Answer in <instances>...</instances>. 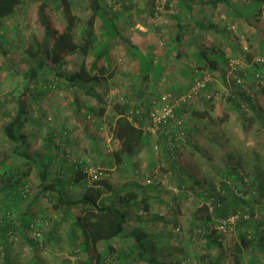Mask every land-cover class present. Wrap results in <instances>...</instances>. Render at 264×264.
Here are the masks:
<instances>
[{"label": "rangeland", "instance_id": "1", "mask_svg": "<svg viewBox=\"0 0 264 264\" xmlns=\"http://www.w3.org/2000/svg\"><path fill=\"white\" fill-rule=\"evenodd\" d=\"M24 1L26 2L25 6L18 9L14 16L0 20L1 23L5 22V20L9 21L8 35L5 36V39L4 37L0 39V43L3 42L0 48V157L2 156L3 160H5V164H7V161L10 162L7 152L10 145L6 144L3 139L2 128L17 111L11 93L15 97L18 95L22 87L27 83L24 78L25 72L34 66V64L29 62L24 51L34 39H39L43 35L37 18L39 5L47 1L45 15L53 31H60L66 24L62 11L63 7L56 1ZM176 1L178 0H169L168 3H166L167 0H102V3L112 7L114 4L113 8L118 12L119 17L117 25L122 36L129 41L131 37L141 39L140 45L147 46V51H151L155 61L163 66L162 77L155 85H151V82L139 83L135 79L138 73V65L126 55L125 46L120 41H117V43L110 44L109 61L101 60L99 63V66L102 65L105 69L101 87L97 89L98 94L102 95L104 99L106 113H104L103 117H97L92 114L91 111H97L99 105L81 92L75 91L71 95L61 93L60 90L65 85L63 74L68 75L77 71L82 61L88 67L96 48H98L96 46L100 47L106 43V40L101 35L100 21L96 19L94 23V47L84 57L80 53L68 56L64 61V65L60 68V74L56 71L50 72L47 66H44L45 75L40 78V83L46 86L48 92L38 98L41 101L50 100L52 105L56 104V108L59 110L70 99L74 101L76 107L77 99H80L87 106L83 110L90 108V114L87 111L81 113L79 110L77 114L70 115L69 110H63L57 119L54 114L49 119L47 114L43 113L44 119L36 127L40 135L30 139L28 144H25L24 148L21 149V152H24L22 153L23 155L28 153L32 158L40 159L47 163L46 161H49L50 154L43 155L42 146L48 143L51 148L55 147V144L46 134H50L52 130L63 132L68 128L72 133L71 144L63 146V141L60 137L58 141L60 144L57 146L59 151L55 152L59 156L65 154L64 157L69 164H72L73 160H86L92 163L104 171L103 180L106 182L109 180L114 189H129L132 183L148 187L147 180L159 182L156 188L166 193L163 202L154 209L164 214V223L157 219L153 220V227L150 226L152 231L149 230L146 234L155 232L161 225V232L166 236V241L159 240L150 244L147 241L149 240L148 237H143L142 240L147 243L145 248L147 249L148 257L154 255L162 256L163 254L176 252V249H182V251L185 249L184 253L188 255L192 253V250L199 254H202L205 250L202 239L188 243L190 239L187 235L189 213L199 202L193 192L201 193L206 191V187L202 183L203 177L208 180L211 178L213 185L218 186L217 174L225 171L228 164L236 163V161L241 164L242 172L246 175L247 182H250L254 176V171L252 170L254 169L252 168L253 161L260 167L261 171L264 170V162L262 161L264 158V134L262 130L256 126L251 129H243L245 126L243 125L244 116L242 117L237 110L231 109V105L226 102L225 94H228L227 90L229 87H227L226 83V85L222 84V81L216 75H213L215 84L213 87V98L211 99L212 108L207 113L209 117H204L200 114L189 116L186 125L190 142L180 156L170 158L168 155H164L162 147L156 153L154 150L156 140L149 137L145 142V146L135 157L123 158L121 163L115 162L113 152L118 146L112 132L114 127L112 115L115 113V106L126 102L128 105V118L131 120L134 116V110H140L141 114L145 113L148 101L153 97L164 92L183 90L189 85L190 80L194 78L192 71L197 64V58L194 57V54L200 50L209 52L211 56L223 52L224 55L228 54L229 58L235 59L238 56L237 49L234 50L233 48L231 51L230 46L225 43V38L222 36L223 27H226V24L228 26L234 25L236 32L243 34L246 38L250 52L245 59L249 60V58L257 54L264 57V54L258 49L259 31L256 28L252 29V25H249L250 27L245 26L237 19H243L244 13L240 14L241 17L235 18V16L230 14V8L226 10L220 6L219 9L217 7L212 9L204 0H191L193 7V15L191 16L190 13L185 11V7L180 6V1L177 3ZM67 2L70 14L81 20L74 28L75 41L78 42L83 32V23L89 14L88 5L90 0H67ZM236 2L244 3V0H237ZM250 4L253 11L257 12L259 4L257 2H250ZM180 8L183 9L180 10ZM204 8H207V10ZM134 9H137V11ZM175 14L178 16L177 19L172 17ZM225 16H228L227 21H225ZM177 24H181L184 30H179ZM12 28L15 30H12ZM239 29H241V32H239ZM242 30L246 32L242 33ZM177 33H179V40L173 42ZM231 34L234 40L235 33ZM133 40L137 41L138 39ZM2 48L5 49V53L1 52ZM105 63H107V67H105ZM48 64L51 66L50 62ZM52 86L53 88H51ZM230 88H232V85H230ZM232 91L234 92V89ZM28 96L29 93L24 95V100H27ZM201 103L202 101L194 103L193 111L198 110L199 112L200 106L197 104ZM29 110H32L31 105ZM223 116H226L225 121L220 123V118H223ZM194 128L198 132L194 133ZM251 130H253V133ZM25 132L26 128H24L22 134L24 135ZM245 132L247 133L246 136H244ZM225 135L229 137V140L226 139ZM195 143L200 144L198 149L194 147ZM232 149L234 150L232 151ZM259 149L257 160H255L251 156L250 151ZM51 166L48 174L49 180L58 176L54 171L57 166ZM17 172L19 173V170ZM14 173L15 170H11V175ZM178 179H182L185 183H183V186H185L184 190L187 191L188 195L179 198L176 202H172V195L176 196V194H179L177 192ZM198 181L201 183L196 186L195 183ZM25 184L26 190L23 192L26 194L25 199L14 203V210L16 211L12 216L13 223L18 211L23 213L27 203L33 200L32 209L29 212V220L31 221L33 218L40 219L43 225L39 223L40 227L36 228L40 235L38 237L35 236V244L32 246L29 240L33 239V230L22 228L23 230L19 231L20 233L12 235V243L8 246L9 261L12 264H79L78 261L84 259V256L82 253H79L78 256L70 253L71 248L67 244L65 232L69 228V223L73 217L80 214V210L76 207H71V217L67 221L59 223L56 226L57 233L54 239L47 241V234L54 221L56 222L58 215L51 210L50 204L44 198L36 197L39 188L35 172L28 175ZM88 185L90 184L85 181L73 186L66 185L65 192L71 199L79 197ZM190 191L191 194H189ZM105 192L107 193L108 190H105ZM253 192L257 193L256 191ZM116 195L118 194H115L114 197H117ZM257 197L258 202L254 204V212L256 218L262 220L264 218V193ZM245 214L241 212V217ZM13 226H16L15 223ZM233 232L235 230L225 235L224 241L227 248H229L231 243ZM183 244H185V248H183ZM215 250L213 248L208 253L212 255ZM259 255L264 256V249L260 251ZM224 256L225 261L223 264H234L233 262L231 263V259L226 254ZM113 257L107 261L109 264H142L140 262L130 263V260L122 261L119 255ZM247 257L246 255L244 256L243 264H249L246 260ZM0 264H3L1 255ZM255 264H264V261L259 259V262L257 261Z\"/></svg>", "mask_w": 264, "mask_h": 264}, {"label": "trees", "instance_id": "2", "mask_svg": "<svg viewBox=\"0 0 264 264\" xmlns=\"http://www.w3.org/2000/svg\"><path fill=\"white\" fill-rule=\"evenodd\" d=\"M23 1L0 0V20L14 16L17 10L23 5ZM53 1H56L63 7L62 11L66 19V24L60 31H53L45 15L47 1L39 5L37 18L43 35L39 39H34L24 51L29 62L34 64V66L30 67L24 74L27 83H25L16 97L12 96L16 104V114L10 117V120L2 128L3 139L6 141V144L8 143L10 145L7 150L10 161H7V163L9 165L5 164L6 162L2 156L0 157V161H2L0 162V255L3 258V264H12L9 261L8 251V246L12 243V235L14 233H20L19 231H22V228L32 231L31 226L33 225V221L40 220L36 218H33L31 221L29 220V212L33 205L32 200L27 203L23 213L18 211V215L14 220L16 226H13L12 216L16 211L14 210V203L25 199L26 194L23 193L26 190L25 181L32 172L36 173L38 179L39 190L36 197L44 198L50 204L51 210L58 215L56 222L54 221L47 234V241L54 239L57 233L56 226L71 217V207H76L80 210V214L73 217L69 223V228L65 232L67 244L71 248L70 253L74 256L82 253L84 256V259L78 261L79 264H102V258L94 253L95 244L102 241L108 242L119 237L125 225L124 214L114 207L112 203L107 204L103 198L105 190L109 188L105 180H99L88 185L81 196L71 199L65 192V186L69 180L71 179L74 184L86 182L85 175L78 167V164H70V174L63 172L57 174L58 176L54 179L49 180V168L53 164L52 152L54 153L56 150L54 147L50 148L48 143L42 146L44 151L43 155L50 154V159L46 161L47 163L40 159L32 158L28 153L27 155L22 154L24 152H21V149L27 143L22 131L29 121L30 105L38 104L39 96L48 92L46 86L40 83V78L45 75L43 67L47 66L50 72L56 71L60 74V68L64 65V61L68 56L76 53H80L83 57L86 56L94 47V23L98 19L100 21V29L102 30L101 35L106 40V43L100 47L96 46L98 48H96L93 59L88 67L82 61L77 71L68 75L63 74L65 84L73 89V93L79 91L86 97L93 99L99 105L97 111H91L92 114H95L97 117H103L106 111L103 96L98 94L97 89L101 87L102 77L105 73V69L102 65L99 66V63L101 60L109 61L108 54L111 43L120 41L125 46L126 55L132 61L137 62L138 73L135 79L139 83L151 82L152 85H155L164 72L163 66L155 61L151 51L138 48L122 36L117 25L119 17L118 12L113 8L114 4L112 7L106 3H102V0H90L88 5L89 14L83 23V32L80 40L76 42L74 28L80 23V18L70 14L67 0ZM225 1L227 0H205L206 4L212 9H215ZM249 1L261 4L262 7L259 9L258 14L264 15V0ZM180 6H184L185 11L190 13L191 16L193 15L192 4L183 3ZM172 17L177 19L178 16L175 14ZM177 26L179 30H184L181 24H177ZM1 27L2 23L0 22ZM178 40L179 33L176 34L173 42ZM2 45L3 42L0 43V48ZM194 57L197 58L196 68L206 71L212 76L216 75V77L220 78L222 84H225L227 60L229 57L226 58L223 52L211 56L205 50L196 52ZM48 62L51 63V66ZM105 64V67H107V63ZM181 91L178 89L175 93L179 94ZM227 92L228 94L226 93L225 96L226 102L231 105V109L237 110L242 117L244 116L243 120L245 121L243 125L245 126L243 129H248L253 124H257L259 126L258 129H261L264 134V87L256 92L255 97H260L258 98L259 100L251 99L243 92H233L232 90H227ZM27 93H29V96L27 100H24V95ZM11 95L13 94L11 93ZM202 103L206 104L209 109L212 108V100L202 101ZM127 109L128 105L126 102L122 105L118 104L115 106V113L112 115L114 119L112 132L118 144L116 150L113 152V157L117 163H121L123 158L135 157L145 146V142L149 138L147 133L142 129L146 121V113L141 115L142 120L134 116L130 120ZM79 110V107H76L75 113L77 114ZM179 112L182 113L181 108H179ZM207 113V110H205L203 116L209 117ZM190 115L197 116L198 114L192 109ZM37 117L39 125L44 119L42 110L38 112ZM208 120L210 119L208 118ZM224 121L225 118L223 116L219 122L223 123ZM135 122H138V124L135 125ZM194 129L197 130L196 128ZM189 140H187V145L189 144ZM196 149L198 148L196 147ZM252 157L257 160L258 155L254 154ZM262 161L264 162V158ZM259 168L256 166V168L252 169L254 176L250 182H247L246 175L242 172L241 164L236 161V163L228 164L225 171L216 173L218 186L213 185L211 178L208 180L203 177L202 183L206 187V191L201 193L193 192V194H196L199 202L189 213L187 235L190 241L188 243L193 242V240L198 241L202 239L204 243L203 248L205 249L202 254L192 250V253L188 255L184 253L185 250L176 249V252H170L162 256L154 255L148 257L147 249L145 248L147 243H144L142 240L147 234L144 231H138L133 237V245L125 255H135L133 262H140L142 264H223L225 261L224 254L234 264H243L245 255L248 256L247 261L249 264H255L257 261L259 262V259L264 261V256L259 255L260 251L263 250L264 218L262 220L257 219L254 212V204L258 202L257 196L264 193V170L261 171ZM11 170H15L13 175H11ZM18 170L20 174L17 172ZM183 183L182 179H178L177 192L179 194H176V196L172 195V202H176L179 198L188 195L187 191L184 190L185 186L183 185L185 183ZM200 183L198 181L195 184L199 186ZM130 188H132V185H130ZM148 188L153 191L157 189L152 185L148 186ZM131 191V189L130 192L128 190L125 196L129 194V197L133 199L136 193ZM189 194H191V191ZM241 212L246 213V218L241 219L235 225V232H233L231 243L229 248H227L225 247L226 242L224 239L225 235L229 234V232H221L216 227L220 221L227 219L231 215H241ZM39 227L40 225L35 228ZM29 243L31 246L34 245L35 239H30ZM213 248L216 250L211 255L208 252ZM250 252L251 254H249ZM166 257L168 258L167 260ZM119 258L122 261L126 260L122 254ZM130 263L132 262L130 261Z\"/></svg>", "mask_w": 264, "mask_h": 264}, {"label": "crops", "instance_id": "3", "mask_svg": "<svg viewBox=\"0 0 264 264\" xmlns=\"http://www.w3.org/2000/svg\"><path fill=\"white\" fill-rule=\"evenodd\" d=\"M179 1H180L181 5L183 3L184 4H191V0H183V1L178 0V1H176V3ZM236 1L237 0H227L224 3L218 5L217 8L219 9L220 6L224 7L226 10H229L228 8H230L231 10H229V12L232 16H235V18L241 17L240 14L244 13L243 19L242 18H237V19L240 20L239 22H242L245 26L250 27L249 25H252V27H251L252 29L256 28L257 31H259L258 49L261 53L264 54V15L258 14L259 9L262 7L261 4L258 3L259 9L257 12H254L253 9L251 8V4H250L249 0H244V3H239ZM25 3L26 2L24 1L23 5L20 8L24 7ZM176 3H175V5H176ZM182 7H184V6H182ZM204 9L207 10V8H204ZM134 10L137 11V9H134ZM227 20H228V16H225V21H227ZM4 23H5V25H4ZM227 26H228V24H226V27H223V32H222L223 35L222 36L225 38V43H227V45L230 46V49L232 51L233 48H234V50L236 49V47H235L236 44H235V40L232 39L234 37L233 36L231 37L232 34L227 30ZM139 27H141V26H139ZM8 28H9V21L5 20V22L2 23V27L0 28V38L4 37V39H5V36L8 35ZM12 30H15V29L12 28ZM239 32H241V29H239ZM245 32L246 31L242 30V33H245ZM236 33H238V32H236ZM133 39H138V40L134 41ZM140 41H141V39H139L138 37L137 38L136 37L130 38V42L132 44L136 45L140 49L148 50L147 46L144 47V46L140 45ZM1 52H5V49L2 48ZM225 57L228 58L229 55L227 54V55H225ZM136 65H137V62H136ZM60 91H61V93L65 94V95H71L73 93V89L70 86H68L67 84H65L64 88H62ZM11 96H13V95H11ZM258 98H260V97H258V96L255 97L256 100H259ZM77 101H78V103H77L76 107H79L80 112L84 113L85 111H87V113L89 112V114H90V108H87L85 111L83 110L87 107V106H85L83 100L77 99ZM75 105L76 104H74V101L72 99H70V101L67 102V104L65 106H63V108H62V106H60L62 108L60 110L58 108H56V104L53 106L52 102L50 100H46V101L45 100H42V101L39 100L38 104L31 105L32 110H29V116H28L29 121L26 123V126H25L26 132L24 135H25L26 140H27L26 144H28L30 139L35 138L36 136L40 135L38 130L36 129V127H38L37 114L39 111L42 110V112L44 114H47L48 118L49 117L51 118V115L54 114L56 116L55 118L57 119L63 110H65V111L69 110L70 115L75 114V111H74L76 109ZM197 105L200 106L199 112H198V110H196L197 114L203 115V114H205V110H207V112H208L209 108L206 104L201 103V104H197ZM48 107H50V108H48ZM89 114H88V116H89ZM86 116H87V114H86ZM224 118H226V116H224ZM247 123H249V122H247ZM255 126L259 127L257 124L256 125L253 124L252 127H248V129H251ZM193 131H194V133L198 132L195 129H193ZM252 131L253 130H251V132ZM244 134H245L244 136L247 135L246 132ZM46 136L51 138V141L55 144V146H58V144H60L58 142L60 140V137L63 141V143H62L63 146L64 145L68 146L72 142V138H71L72 133L69 131L68 128H67V130H65L63 132H60L58 130L57 131L52 130V132L50 131V134H46ZM225 137H227L226 139L229 140V137L227 135H225ZM191 138H192V136H191ZM249 138H250V136H249ZM191 141H192V139H191ZM194 145H195L194 146L195 148L200 147V144H198V143H195ZM54 148L56 150L55 149H52V150H55L56 152L59 151V148H57V147H54ZM233 150L234 149H232V151ZM259 151H260V149L257 151H254V150L250 151L251 156H253L254 154H259ZM56 152H54V153L52 152V154H53V160H52L53 164L52 165L57 166L54 171L56 172V174H61L63 172L69 173L71 168H70V164L68 162H66V159L64 157L65 154H61L59 156ZM63 163H65V164H63ZM252 164H253L252 168H256L257 165L254 161L252 162ZM7 165H9V164L7 163ZM107 183L109 186V188L107 189L108 192L107 193L104 192L103 198L106 199L105 201L107 204L112 203L114 207L119 209L124 214L125 225H124L123 232L119 237L114 238L108 242L102 241V242L96 243L94 246V253H96V255H99L102 258L103 262H105V261L107 262V261L111 260L112 258H114L113 256L116 257V255L120 256L121 254L124 256V258L126 260L128 259L131 262H133L135 255L126 256L125 254L128 253V251L130 250V247L133 245V243H134L133 237L136 234V232L144 231V233H146L149 230L152 231V228L150 226L153 227L152 221L156 220V219L160 220V222L164 223V221H163L164 220V218H163L164 214L160 211H156L154 208L158 207L159 204L163 202V199H164L166 192L163 190H158V189H155L153 191L150 188L142 187L137 183L136 184L135 183L130 184V185H132V189L129 186V189L120 190V189H114L112 187V185L110 184L111 182L109 180ZM67 185L73 186L75 184L70 179ZM130 189L132 191H134V193H136L135 197H133V199H131L129 197V194L125 196V194L128 192V190L130 192ZM115 194H118V195H116L117 197H114ZM166 222H167V220L165 221V224H166ZM158 228L159 229H156L155 232L147 233V235H145L148 237L149 240H147V241L149 243L152 244L154 242H158L159 240L166 241V236H164L163 232H161L162 226L160 225ZM235 240L237 241V239H235ZM185 244H183V248L186 247ZM262 244H263L262 249H264V241L262 242ZM111 250H112V252H111Z\"/></svg>", "mask_w": 264, "mask_h": 264}, {"label": "built area", "instance_id": "4", "mask_svg": "<svg viewBox=\"0 0 264 264\" xmlns=\"http://www.w3.org/2000/svg\"><path fill=\"white\" fill-rule=\"evenodd\" d=\"M227 30L235 33L234 40L238 56L235 59L228 58L227 60L225 83L229 87L228 90L234 89V92H243L251 99H255L256 92L264 87V57L257 54L249 60L245 59L250 52L246 38L243 34L236 33L234 25H229ZM192 73L194 78L191 83L179 94L175 92L161 93L148 101L144 111L147 116L142 129L149 137L155 138L154 150L156 153L162 147L164 155H168L170 158L180 156L187 145L186 122L191 114L193 104L197 101H210L213 98L215 84L213 76L198 68H194ZM179 108L182 109V113L179 112ZM134 111V117L142 120L141 111L137 109ZM137 124L138 122H135V125ZM72 163L78 164L89 184L103 180L105 176L101 168L86 160H73ZM146 183L148 186L157 187L159 185V182H151V180H147ZM244 218H246L245 215L242 217L240 214L231 215L220 221L216 228L221 232L230 233L234 230L235 225ZM39 223L43 225L41 221H33L31 226L33 238L40 235L35 228L40 225ZM103 264L109 263L104 262Z\"/></svg>", "mask_w": 264, "mask_h": 264}]
</instances>
